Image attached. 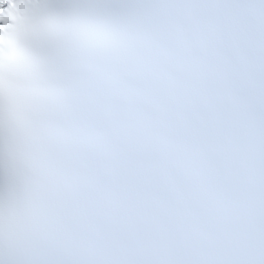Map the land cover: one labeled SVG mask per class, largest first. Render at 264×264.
<instances>
[{
  "label": "snow or ice",
  "instance_id": "6c2138e0",
  "mask_svg": "<svg viewBox=\"0 0 264 264\" xmlns=\"http://www.w3.org/2000/svg\"><path fill=\"white\" fill-rule=\"evenodd\" d=\"M0 264H264V0H0Z\"/></svg>",
  "mask_w": 264,
  "mask_h": 264
}]
</instances>
